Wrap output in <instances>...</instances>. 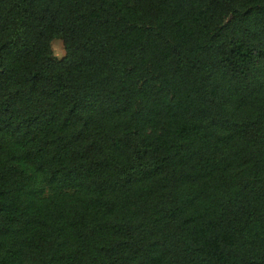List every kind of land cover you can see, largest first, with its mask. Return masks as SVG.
Returning a JSON list of instances; mask_svg holds the SVG:
<instances>
[{
  "label": "trees",
  "instance_id": "16d2710c",
  "mask_svg": "<svg viewBox=\"0 0 264 264\" xmlns=\"http://www.w3.org/2000/svg\"><path fill=\"white\" fill-rule=\"evenodd\" d=\"M0 264H264V0H0Z\"/></svg>",
  "mask_w": 264,
  "mask_h": 264
},
{
  "label": "rangeland",
  "instance_id": "374dc122",
  "mask_svg": "<svg viewBox=\"0 0 264 264\" xmlns=\"http://www.w3.org/2000/svg\"><path fill=\"white\" fill-rule=\"evenodd\" d=\"M52 50L54 55L59 59L64 58L66 55V50L61 40H54L52 42Z\"/></svg>",
  "mask_w": 264,
  "mask_h": 264
}]
</instances>
